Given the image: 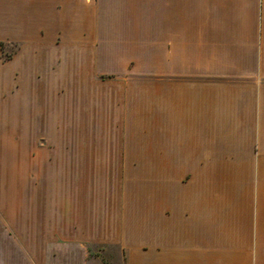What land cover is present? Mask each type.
<instances>
[{"label":"crops","instance_id":"1","mask_svg":"<svg viewBox=\"0 0 264 264\" xmlns=\"http://www.w3.org/2000/svg\"><path fill=\"white\" fill-rule=\"evenodd\" d=\"M63 94L101 133L0 184V264H264V0H0V128Z\"/></svg>","mask_w":264,"mask_h":264},{"label":"rangeland","instance_id":"2","mask_svg":"<svg viewBox=\"0 0 264 264\" xmlns=\"http://www.w3.org/2000/svg\"><path fill=\"white\" fill-rule=\"evenodd\" d=\"M1 49H3L1 47ZM15 50L10 47L8 51L3 50L4 57H8ZM134 64H130L132 67ZM101 78H106L102 76ZM99 80L96 78L95 81ZM107 80V79H106ZM53 105L61 111L56 113L53 119L52 114H47V121L45 126L35 129V134L41 137L39 143H28L24 135L27 134L26 129L21 126H14L12 128V135L10 128H0V184L12 183L14 185L15 193L20 194V189L26 182H44L46 184L53 183H70L69 176L57 175L53 173V169L49 168V162L54 156H61L64 152L72 149L85 150V142H80L86 134L101 133L100 127H90L86 125V103L81 97L77 101L72 100L70 95L54 96ZM122 133H127V129L123 128ZM120 131V132H121ZM118 129L111 128L110 134H117ZM77 140V142L75 141ZM41 151L42 154V173L39 175H27L23 173L27 165L28 151ZM26 153V155H24ZM10 167L12 169H10ZM10 170H13L10 173ZM96 251L95 249L93 250ZM95 261L89 264H119L117 255L113 252H104L103 254H94Z\"/></svg>","mask_w":264,"mask_h":264}]
</instances>
